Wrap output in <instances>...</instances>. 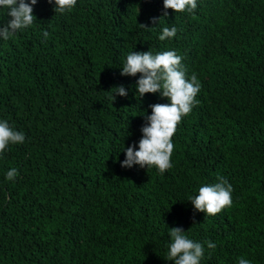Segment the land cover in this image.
I'll return each mask as SVG.
<instances>
[{
	"label": "trees",
	"instance_id": "16d2710c",
	"mask_svg": "<svg viewBox=\"0 0 264 264\" xmlns=\"http://www.w3.org/2000/svg\"><path fill=\"white\" fill-rule=\"evenodd\" d=\"M54 9L37 0L34 23L0 38V121L25 136L0 153V264H174L171 227L204 246L200 264H264V0H197L165 17L164 0ZM164 27L176 36L161 41ZM134 51H174L200 83L163 174L121 167L150 105L170 103L139 97L142 74L121 75ZM220 177L232 204L195 210L190 197Z\"/></svg>",
	"mask_w": 264,
	"mask_h": 264
},
{
	"label": "clouds",
	"instance_id": "9594fccd",
	"mask_svg": "<svg viewBox=\"0 0 264 264\" xmlns=\"http://www.w3.org/2000/svg\"><path fill=\"white\" fill-rule=\"evenodd\" d=\"M53 0H49L52 3ZM55 13H65L74 8L77 0H54ZM37 0H31L29 4L26 0H0V8L6 9V15L10 17L6 24L0 25V38L8 40L17 31L31 26L36 17L33 14V5ZM197 8V0H164V14L167 10L193 12ZM162 18V17H161ZM161 18L152 17V23L156 25ZM142 28H148L146 24H140ZM177 29L175 27H164L159 36L161 41L170 37H175ZM49 33L44 31L45 39ZM182 57L174 51H165L153 55L151 51L131 52L127 55L123 64L121 75L136 76L142 74L137 80L136 87L139 97L146 93H160L162 97L168 98L170 103L152 104L151 115H145V124L141 128L142 138L137 145L133 143L125 149L126 158L121 163V167L131 168L139 165L141 168L155 166L161 174L172 167L171 156L174 150L172 137L175 134L178 123L183 116L189 114L192 107L199 102L196 96L200 90V83L196 74H192L190 80L186 78L184 67L181 63ZM115 89V96L128 95L125 86L120 85ZM25 136L22 132L14 130L7 121H0V153L11 144L23 143ZM19 175L16 168H11L6 174L9 181L14 180ZM220 182L203 185L198 190V195L190 197L195 210L214 216L225 207L232 204V186L222 177ZM167 257L174 264H200L204 255V246L200 242H195L188 238L181 227H171ZM207 246L214 249L216 245L208 241ZM238 264H251V261L243 257L239 258Z\"/></svg>",
	"mask_w": 264,
	"mask_h": 264
}]
</instances>
